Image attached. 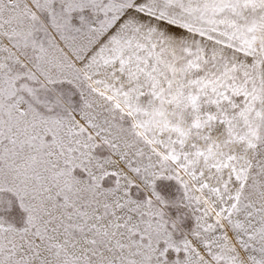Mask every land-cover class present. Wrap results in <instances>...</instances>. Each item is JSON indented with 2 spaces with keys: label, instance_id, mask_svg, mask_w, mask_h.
<instances>
[{
  "label": "snow or ice",
  "instance_id": "1",
  "mask_svg": "<svg viewBox=\"0 0 264 264\" xmlns=\"http://www.w3.org/2000/svg\"><path fill=\"white\" fill-rule=\"evenodd\" d=\"M0 264H264V0H0Z\"/></svg>",
  "mask_w": 264,
  "mask_h": 264
}]
</instances>
